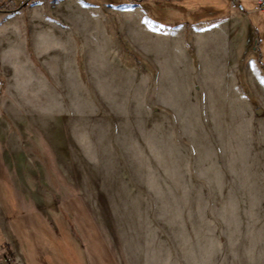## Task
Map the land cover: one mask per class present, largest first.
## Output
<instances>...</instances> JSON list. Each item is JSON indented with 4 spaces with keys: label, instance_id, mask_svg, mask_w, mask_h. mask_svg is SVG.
Segmentation results:
<instances>
[{
    "label": "rangeland",
    "instance_id": "obj_1",
    "mask_svg": "<svg viewBox=\"0 0 264 264\" xmlns=\"http://www.w3.org/2000/svg\"><path fill=\"white\" fill-rule=\"evenodd\" d=\"M258 2L0 0V264H264Z\"/></svg>",
    "mask_w": 264,
    "mask_h": 264
},
{
    "label": "built area",
    "instance_id": "obj_2",
    "mask_svg": "<svg viewBox=\"0 0 264 264\" xmlns=\"http://www.w3.org/2000/svg\"><path fill=\"white\" fill-rule=\"evenodd\" d=\"M233 7L234 8H238L240 11H243V7H242V5H240L239 3H236V2H233ZM258 8L260 9V10H262V9H264V4L262 3V2H258Z\"/></svg>",
    "mask_w": 264,
    "mask_h": 264
},
{
    "label": "trees",
    "instance_id": "obj_3",
    "mask_svg": "<svg viewBox=\"0 0 264 264\" xmlns=\"http://www.w3.org/2000/svg\"><path fill=\"white\" fill-rule=\"evenodd\" d=\"M140 1H145V0H140ZM158 1H165V0H153V2H158Z\"/></svg>",
    "mask_w": 264,
    "mask_h": 264
}]
</instances>
